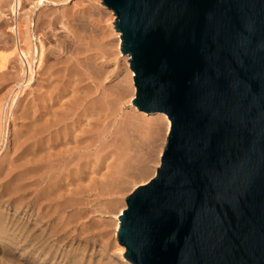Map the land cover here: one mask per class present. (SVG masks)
Here are the masks:
<instances>
[{"label":"water","instance_id":"1","mask_svg":"<svg viewBox=\"0 0 264 264\" xmlns=\"http://www.w3.org/2000/svg\"><path fill=\"white\" fill-rule=\"evenodd\" d=\"M169 132L125 198L132 264H264V0H101Z\"/></svg>","mask_w":264,"mask_h":264},{"label":"rangeland","instance_id":"2","mask_svg":"<svg viewBox=\"0 0 264 264\" xmlns=\"http://www.w3.org/2000/svg\"><path fill=\"white\" fill-rule=\"evenodd\" d=\"M11 1L0 0V264H132L117 239L116 215L126 196L156 172L166 120L132 105L130 56L121 52L116 17L101 0H22L18 10ZM18 23L21 33L31 30L30 66L20 52L24 38L13 32ZM41 41L47 59L39 67ZM92 71L98 80L89 77ZM106 95L116 100L111 116L99 123L81 115ZM158 119L162 125L154 136L141 129L128 137L122 129L130 121ZM66 124L72 138L55 143ZM38 126L45 131L38 130L41 138ZM35 152L49 153L51 163L65 168L64 182L53 186L48 199L36 198L45 184L35 180Z\"/></svg>","mask_w":264,"mask_h":264},{"label":"bare ground","instance_id":"3","mask_svg":"<svg viewBox=\"0 0 264 264\" xmlns=\"http://www.w3.org/2000/svg\"><path fill=\"white\" fill-rule=\"evenodd\" d=\"M48 0H39V1H37V3H39V4H41V5H44L46 2H47ZM12 3H11V6H12V8L15 10V9H17L20 5H21V3H22V0H12L11 1ZM9 3H10V1H9ZM6 4V3H5ZM38 5V4H37ZM18 10V9H17ZM88 11V10H87ZM45 16H47V15H45ZM39 17V16H38ZM24 20H25V18H24ZM79 23V22H78ZM17 24V23H16ZM21 24V23H20ZM20 24L18 23V25H17V27L16 28H13V32L16 34H18V36H19V38L20 37H23L24 38V41H25V44L24 45H26L25 46V48H21L20 49V52L22 53V56H23V58H26V59H28L27 61H28V64H29V66L31 65V60H30V57L32 56V54H34V50H32V39H31V30H30V28L27 26V28H26V30H24L25 32H23V33H21V31H20ZM28 24V23H27ZM29 25V24H28ZM74 25V24H73ZM79 27V26H78ZM24 28V27H23ZM23 30V29H22ZM62 43H64V42H62ZM62 46H63V44H62ZM34 47V46H33ZM72 47V46H71ZM34 49V48H33ZM39 50V49H38ZM73 50V49H72ZM19 52V51H18ZM47 51H46V48H45V46H44V43L41 41V48H40V51L38 52L39 53V61L38 62H40V64H39V67L40 66H43V64H44V62H45V60L47 59V56H46V53ZM129 56V55H128ZM72 59H74V58H72ZM129 59V57H127V59L126 60H128ZM26 61V62H27ZM71 62H72V60H71ZM71 62H68V65H69V63H71ZM74 63V62H73ZM129 63V62H128ZM73 65V64H72ZM70 67V66H69ZM39 69V68H38ZM67 69V68H66ZM71 69V68H70ZM47 70V69H46ZM56 70V69H55ZM95 71V70H94ZM68 72H69V70H68ZM70 72H71V70H70ZM78 71H73V75H75L76 73H77ZM96 72V74L98 73V70L97 71H95ZM55 73V72H54ZM72 73V72H71ZM30 74V73H29ZM92 76H89L90 78H93L94 79V81H96V80H98V79H96L98 76L96 75V76H94V72L92 71ZM45 75V74H44ZM80 75V74H79ZM133 75H134V73H133V71H131V79H132V84H133V87H134V91H133V94H132V98L133 97H135V92H136V89H135V86H134V81H133ZM76 76H78V74L76 75ZM100 76V75H99ZM51 77V76H50ZM81 77V76H80ZM80 77H78L79 78V80L81 81V79H80ZM96 77V78H95ZM57 83V82H56ZM68 86V85H67ZM46 89V88H45ZM54 91V90H53ZM105 95V94H104ZM111 96V97H110ZM108 97H110V98H108ZM84 98V97H83ZM106 99H104V98H102L101 100H103V101H101L100 99H98L97 101H98V103L96 102L95 104H93V106L91 105L90 106V108H86V110H85V112H84V114H81V115H84L85 117L86 116H88L89 117V115H90V119L91 120H93V121H98L99 122V120H101V117H105V119L110 115V113H111V109L113 108V105L115 106V103H116V100H114L113 98H112V95H106V97H105ZM68 99V98H67ZM134 99V98H133ZM48 100H49V98H48ZM73 100V99H72ZM101 101V102H100ZM74 102V101H73ZM115 102V103H114ZM55 103V102H54ZM59 103V102H58ZM94 103V102H93ZM54 106V105H53ZM62 107V106H61ZM62 109V108H61ZM70 109V108H69ZM69 109H68V111H64V110H66V108L64 109V110H62V111H64V112H62V116H64L65 115V117H66V115H67V112H70L69 111ZM71 109H72V107H71ZM105 111V112H104ZM72 112V111H71ZM74 112V111H73ZM64 113H66V114H64ZM105 113V115H103ZM141 114H143V115H147V116H150V115H153V114H162V115H160V116H163L164 117V120H166V125H167V132H169V128H170V120H169V118H168V116L164 113V112H160V111H152V112H141ZM60 115H61V112H60ZM59 115V116H60ZM58 116V115H57ZM56 115H55V117L56 118H58ZM111 116V115H110ZM44 118V117H43ZM50 118V117H49ZM89 119V118H88ZM103 119V118H102ZM64 120V119H63ZM62 119H60V122H58L59 124H62L64 121H63ZM90 120V121H91ZM49 121V120H48ZM56 121V120H55ZM63 121V122H62ZM90 121H88V122H90ZM50 122V121H49ZM56 122V123H57ZM101 122V121H100ZM99 122V123H100ZM131 122V124H128V123H125V125H123L122 126V129L124 130L123 132H127L128 133V137H130L129 136V132L132 130H136V131H140L141 129H146V130H148V132H151L152 134H153V136L155 135V134H157V132L159 131V129L161 128L160 126L162 125V120L160 121L159 119L158 120H149V121H144V123H140V122H138V123H134V122H132V121H130ZM44 123V122H43ZM55 123V124H56ZM76 123H78V122H76ZM92 122H90V124H91ZM97 124V122H94L93 124ZM140 123V124H139ZM50 124V123H49ZM48 123H47V125H49ZM53 124V123H52ZM58 124V125H59ZM79 124V123H78ZM40 125V124H39ZM41 125H42V123H41ZM40 125V126H41ZM44 125V127H45V123L43 124ZM43 125L41 126V127H43ZM89 125V124H88ZM87 125V126H88ZM65 126V125H64ZM68 125L66 124V128L65 127H63L64 129L61 131V129H59V131H57L58 133L56 134V136L54 137L55 139H56V141L57 142H55V140H54V142L55 143H58V140H60V142L62 143H66V141H68L70 138V136L72 135V134H74L73 133V131H71V128H69V126L67 127ZM90 126V125H89ZM49 127H50V125H49ZM52 127V126H51ZM61 127V126H60ZM61 127V128H62ZM72 127V126H71ZM164 127V126H163ZM38 129H37V134H35V135H38V134H41V133H43V132H45L42 128L40 129L39 128V126L37 127ZM49 129V128H48ZM78 129V128H77ZM82 129V128H81ZM84 129V128H83ZM83 129H82V131H83ZM38 130H43V132H40V131H38ZM85 130V129H84ZM94 130V129H93ZM96 130V129H95ZM89 131V130H88ZM87 131V132H88ZM90 132H92V130L90 131ZM77 133V132H76ZM75 133V134H76ZM81 133V132H80ZM52 134V133H51ZM77 135V134H76ZM80 135V134H79ZM79 135H78V137H79ZM39 136V135H38ZM38 136H37V139H38ZM41 136V135H40ZM39 136V137H40ZM51 136V135H50ZM124 136V135H123ZM82 137V136H81ZM127 137V138H128ZM41 138V137H40ZM43 138V137H42ZM52 138V137H51ZM54 138H52L51 140L53 141V139ZM71 138H72V136H71ZM126 138V139H127ZM62 139H65L64 141L62 140ZM129 139V138H128ZM127 139V140H128ZM44 140V139H43ZM62 140V141H61ZM129 140H131L132 141V139H129ZM36 141V140H35ZM78 141V140H77ZM142 141V140H141ZM153 141V140H152ZM143 142V141H142ZM146 142V141H145ZM39 143V142H38ZM132 143H133V141H132ZM131 142H127L126 144L128 145V147H129V149L130 148H132L133 146V144H132ZM139 143V142H138ZM155 143V142H154ZM60 144V143H59ZM69 144V143H68ZM71 144H73V143H71ZM132 144V145H131ZM141 144V143H140ZM151 144H152V142H151ZM45 145V144H44ZM86 145V144H85ZM144 145V144H143ZM149 145V144H148ZM147 145V146H148ZM65 146V145H64ZM73 146V145H72ZM80 146V145H79ZM119 146V145H118ZM40 147H41V149H42V143H41V145L39 144V146L37 147V149H40ZM83 147V146H82ZM81 147V148H82ZM86 147V146H85ZM128 147H125V148H128ZM143 148H144V146H142ZM149 147V146H148ZM43 148H45V147H43ZM66 148V147H65ZM128 149V152L130 151ZM146 149V148H145ZM67 150V152H68V150L70 151V149H66ZM66 150H65V152H66ZM163 150V149H162ZM143 151V150H142ZM146 151V150H145ZM150 151V150H149ZM153 151V150H152ZM163 152V151H162ZM134 153H136L135 152V150H134ZM35 154H36V156L34 157V171H36L37 172V174H35L36 175V181L37 182H39V183H41V185H43V184H45V186H44V188H42V191H41V193H38V194H36V198L37 199H43V197H44V195H45V198L46 199H48V196H49V192L51 191V190H53V186L54 185H60L61 186V182L63 181V178H64V176H63V174H64V170H65V168L63 169V168H60V164H53V163H51L50 162V159L48 160V158L47 157H50V158H53V157H51L50 156V154L49 153H42V152H35ZM143 154H145V153H143ZM161 155H162V153H161ZM161 155H160V158H161ZM145 158V157H144ZM128 159H130V158H128ZM148 159V158H147ZM136 160V159H135ZM131 161H132V158H131ZM131 161H130V166L132 165L131 164ZM160 161V160H159ZM59 162V161H58ZM128 162V161H127ZM133 162H134V160H133ZM136 162H138L137 160H136ZM140 162V161H139ZM138 162V163H139ZM60 163V162H59ZM123 163V162H122ZM129 163V162H128ZM126 165H127V163H125ZM141 164V163H140ZM143 164V163H142ZM145 164V163H144ZM148 164V163H147ZM47 165V166H46ZM124 165V164H123ZM126 165H125V167H126ZM129 165V164H128ZM135 165V164H134ZM159 165H160V162H159ZM133 166V165H132ZM134 167V166H133ZM137 167V166H136ZM122 168V167H121ZM120 168V169H121ZM128 168H129V166H128ZM135 168V167H134ZM126 169V168H125ZM125 169H123V170H125ZM132 169V168H131ZM137 169V168H136ZM33 170V169H32ZM119 170V169H118ZM145 170V169H144ZM155 171H156V169H155ZM120 172V171H119ZM123 172V171H122ZM121 172V173H122ZM123 174V173H122ZM155 174V173H154ZM154 174H153V176H154ZM33 178H34V176H33ZM66 180V179H65ZM64 182V181H63ZM57 186V187H58ZM53 193V192H52ZM47 194H48V196H47ZM53 195V194H52ZM51 195V196H52ZM56 196V195H55ZM35 199V198H34ZM36 199V200H37ZM46 199H45V201H46ZM50 200H51V198H50ZM50 200H48L49 202H50ZM38 201V200H37ZM48 202V203H49ZM44 204V203H43ZM61 204V203H60ZM126 204V203H125ZM124 208H126V205L125 206H123L120 210H119V212H118V214L116 215V227H117V230H118V227H119V215L122 213V211L124 210ZM124 247V246H123ZM125 248V247H124Z\"/></svg>","mask_w":264,"mask_h":264}]
</instances>
